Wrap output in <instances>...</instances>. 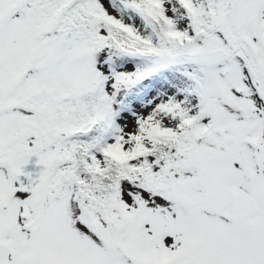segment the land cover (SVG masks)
I'll use <instances>...</instances> for the list:
<instances>
[{
	"label": "snow or ice",
	"instance_id": "obj_1",
	"mask_svg": "<svg viewBox=\"0 0 264 264\" xmlns=\"http://www.w3.org/2000/svg\"><path fill=\"white\" fill-rule=\"evenodd\" d=\"M0 264H264V0H0Z\"/></svg>",
	"mask_w": 264,
	"mask_h": 264
}]
</instances>
